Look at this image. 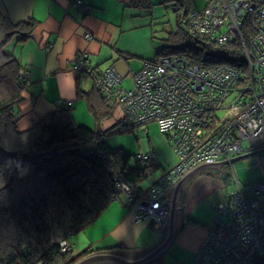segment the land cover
Returning a JSON list of instances; mask_svg holds the SVG:
<instances>
[{
    "label": "built area",
    "instance_id": "obj_1",
    "mask_svg": "<svg viewBox=\"0 0 264 264\" xmlns=\"http://www.w3.org/2000/svg\"><path fill=\"white\" fill-rule=\"evenodd\" d=\"M201 1L190 2L182 18L187 32L215 43L238 42V64L202 66L187 54L166 53L128 71L130 87L122 84L124 75L114 64L93 77L95 87L121 107L124 121L144 132L155 122L176 154V162L140 190L114 178L132 220L150 218L157 230L169 211L161 203L188 171L264 147V0ZM73 3L82 13L87 11L83 0ZM85 56L83 51L74 54L71 67L79 75L77 81L87 76ZM19 75L20 82L29 83L25 68ZM57 104L68 106L69 101ZM147 156L141 152L136 157ZM254 160L261 166L260 178L242 185L235 177V189L215 205V222L197 250L198 263L245 264L253 254L264 257V149L254 151ZM69 248L62 240L61 250Z\"/></svg>",
    "mask_w": 264,
    "mask_h": 264
},
{
    "label": "trees",
    "instance_id": "obj_2",
    "mask_svg": "<svg viewBox=\"0 0 264 264\" xmlns=\"http://www.w3.org/2000/svg\"><path fill=\"white\" fill-rule=\"evenodd\" d=\"M162 1L165 0H130L124 4L147 9ZM170 1L171 6H176L179 27L186 26L182 18L188 15L190 2L198 3ZM36 24L33 17L12 22L0 0V264L74 263L88 250L77 254L72 249L62 251L61 241L68 242L72 234L83 230L119 197L114 178L140 190L143 181L153 178L161 167L154 159V149L147 151L146 158L138 159L137 153H127L121 145L107 142L108 135L135 127L122 116L105 129L93 128L77 123L69 104L56 106L29 127L18 128L14 107L23 99L29 83L20 82L22 65L4 46L14 36H19L20 41L28 38ZM86 33L90 35L87 39L94 38L95 34ZM160 41L156 57L184 53L202 66L218 62L238 64L240 57L238 42L215 43L193 37L185 27L167 32ZM83 52V68L87 69L84 73L94 77L101 70L91 66L89 53ZM82 96L96 117L107 115L117 106L112 101L114 105L109 108L110 99L94 83L82 91ZM96 121L99 123L100 119ZM157 175L150 178L149 184ZM245 264H264V257L253 254Z\"/></svg>",
    "mask_w": 264,
    "mask_h": 264
},
{
    "label": "crops",
    "instance_id": "obj_3",
    "mask_svg": "<svg viewBox=\"0 0 264 264\" xmlns=\"http://www.w3.org/2000/svg\"><path fill=\"white\" fill-rule=\"evenodd\" d=\"M2 1L12 22L29 17L37 21L28 38L20 41L19 36H14L4 46V50L16 57L28 71L30 79L23 99L16 104L19 129L29 127L35 119L55 109L58 100L63 99L72 106L75 121H79L78 116H90L82 96V91L90 88L89 84L79 86L77 74L71 67L78 51L89 53V63L95 69L103 70L114 64L124 79L130 77L128 71L136 70L131 64L137 59L143 65L145 60L156 57L158 38L152 17L146 9L124 4L130 0H84L88 6L85 14L73 0ZM87 31L95 34L94 38H85ZM100 64L102 69H99ZM35 105L39 109L38 114L32 113ZM209 168L207 170L212 172L216 170ZM197 173L190 175L176 194L170 240L143 264H201L197 261V248L216 211L214 204L209 203L207 192L219 184L212 174ZM199 175L202 177L198 178ZM172 193L173 187L166 200L172 199ZM120 195L82 230L83 244L88 242L84 248L76 249L72 240L75 233L69 237L68 244L73 254L88 250L82 256L118 252L127 257H138L152 251L166 239L168 219L160 230L155 228L150 218L134 222L124 196ZM101 260L98 264H108V261Z\"/></svg>",
    "mask_w": 264,
    "mask_h": 264
},
{
    "label": "rangeland",
    "instance_id": "obj_4",
    "mask_svg": "<svg viewBox=\"0 0 264 264\" xmlns=\"http://www.w3.org/2000/svg\"><path fill=\"white\" fill-rule=\"evenodd\" d=\"M194 1L198 4H202L201 0H193V2ZM175 8L176 6H171L170 0H165L162 2L155 3L150 8L146 9V11L152 17L154 28L156 30L154 33L157 34L156 36L158 38L156 39V42L159 47L161 46L160 37L163 34L165 37L167 32L176 31L177 29H183L185 27V25L179 27L177 10H175ZM180 12H183V10H180ZM131 66L133 69H139L142 66L141 60L137 59V62L131 64ZM102 68L103 65L100 64L99 69ZM88 84L89 87H91L93 84L92 75H88L83 81L79 82V86L83 87ZM122 84L125 87H130L132 85L131 78L126 77L125 79H123ZM80 99L85 104L84 99ZM113 103L114 102H112V100H108L107 106L109 108H112V105H114ZM87 109L90 116H78L79 121L76 122L85 124L93 128H96L98 126L100 129H105L123 115L122 109L118 105L116 107H113L111 112H109L107 115H105L106 113H102L98 117L93 115V113L89 110L88 106ZM15 110L16 104L14 107V115ZM32 113H39L37 105L32 108ZM96 118L100 119L99 123L98 121H96ZM148 129V135L144 132L143 127L137 126L133 127L132 131L112 133L111 135H108L106 137V140L112 146L121 145L127 153H141L154 149V159L158 164L161 165V167H159L160 169H157L155 171V173L159 174L162 171V167H168L174 164L176 162L177 157L172 147L167 142L164 133L158 129V126L155 122L148 123ZM244 145H246V142H244ZM207 169L210 168H202L199 171L207 175L212 174L211 176L214 177L219 184V187H211V189L207 192V197L210 200L209 203L215 205L222 203L230 194V192L235 189V177L238 183L245 185L259 179L262 174L260 164L254 160V154H248L234 158L231 162H227L226 165L221 168V170L216 169L212 172ZM199 171L198 173H200ZM196 173L197 171L191 175H196ZM197 177L201 178L202 176L199 175ZM147 181L148 178L143 181V185L145 184V186H147L150 182ZM120 194L122 193L120 192ZM214 217L211 220V225H213L215 222ZM83 234L84 232L82 230L75 232L72 239L76 243V249L78 250H81L86 246V244H88V242L83 244ZM91 247H95V245H91ZM199 248L200 246L197 248V250Z\"/></svg>",
    "mask_w": 264,
    "mask_h": 264
},
{
    "label": "water",
    "instance_id": "obj_5",
    "mask_svg": "<svg viewBox=\"0 0 264 264\" xmlns=\"http://www.w3.org/2000/svg\"><path fill=\"white\" fill-rule=\"evenodd\" d=\"M261 149H264V147L258 148V149H255L249 152H245V153H242V154H239V155L227 158V159L219 160V161L203 162L195 166L190 171H188L185 175H183V177L180 178V180L173 186L172 199H170L169 201V198H168L167 200H165V202L161 203V205L165 203V205H167L169 209L168 216H167V219L169 222V224H167L169 226V232H168L166 239L160 245H157L156 247H154L152 251H149L138 257H127L118 252L91 253V254H87V255L80 257L78 260H76L72 264H95V263L98 264L100 261H102L101 259L108 261V264H143V263H146L154 254H156V252L161 250L170 240L171 234H172V228H173V218H174V213H175L174 203H175L176 194L178 190L182 187V184L184 183V181L191 174L195 173L196 171L201 170L202 168H207V167H214L218 170H221V168L228 161H232L234 158H237V157L252 154L251 152H253L254 154V151H258Z\"/></svg>",
    "mask_w": 264,
    "mask_h": 264
},
{
    "label": "clouds",
    "instance_id": "obj_6",
    "mask_svg": "<svg viewBox=\"0 0 264 264\" xmlns=\"http://www.w3.org/2000/svg\"><path fill=\"white\" fill-rule=\"evenodd\" d=\"M231 162V161H230ZM172 189V188H171ZM214 207H215V204H214ZM68 243V242H67ZM69 245V244H68ZM70 247V246H69ZM69 249H71V247L69 248ZM67 251V250H66Z\"/></svg>",
    "mask_w": 264,
    "mask_h": 264
},
{
    "label": "bare ground",
    "instance_id": "obj_7",
    "mask_svg": "<svg viewBox=\"0 0 264 264\" xmlns=\"http://www.w3.org/2000/svg\"><path fill=\"white\" fill-rule=\"evenodd\" d=\"M204 237H205V236H204ZM204 237H203V238H204ZM202 240H203V239H202ZM202 240H201V242H202ZM201 242H200V244H201ZM200 244H199V246H200Z\"/></svg>",
    "mask_w": 264,
    "mask_h": 264
}]
</instances>
